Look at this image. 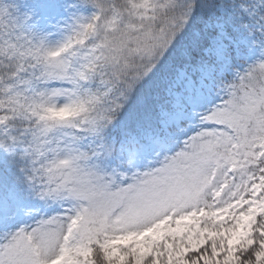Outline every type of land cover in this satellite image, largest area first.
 <instances>
[{
	"label": "snow or ice",
	"instance_id": "1",
	"mask_svg": "<svg viewBox=\"0 0 264 264\" xmlns=\"http://www.w3.org/2000/svg\"><path fill=\"white\" fill-rule=\"evenodd\" d=\"M0 264H264V0H0Z\"/></svg>",
	"mask_w": 264,
	"mask_h": 264
}]
</instances>
